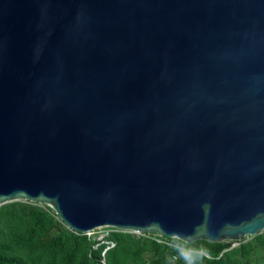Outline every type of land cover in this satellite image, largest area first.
<instances>
[{"label": "water", "instance_id": "95a60500", "mask_svg": "<svg viewBox=\"0 0 264 264\" xmlns=\"http://www.w3.org/2000/svg\"><path fill=\"white\" fill-rule=\"evenodd\" d=\"M182 241L264 231V0H0V205Z\"/></svg>", "mask_w": 264, "mask_h": 264}, {"label": "trees", "instance_id": "16d2710c", "mask_svg": "<svg viewBox=\"0 0 264 264\" xmlns=\"http://www.w3.org/2000/svg\"><path fill=\"white\" fill-rule=\"evenodd\" d=\"M153 233L109 228L95 239L66 226L45 204L26 200L0 205V264H264V231L232 246L230 240L182 241Z\"/></svg>", "mask_w": 264, "mask_h": 264}, {"label": "rangeland", "instance_id": "374dc122", "mask_svg": "<svg viewBox=\"0 0 264 264\" xmlns=\"http://www.w3.org/2000/svg\"><path fill=\"white\" fill-rule=\"evenodd\" d=\"M109 228L112 229L113 227L96 228V229L89 232V236H91L92 238H95V239H101V238L106 236L107 232L109 231ZM155 237L158 238L160 241L162 240L161 237H159V236L157 237V234H155ZM244 238H245V240H247L249 238V236H244L240 239H231L230 241H231L232 246H237L238 243L240 241H242ZM253 256L255 258H260V259L264 260V253H263L262 249H260V248L255 249V251L253 252ZM182 264H191V263H189L188 261H186L184 259Z\"/></svg>", "mask_w": 264, "mask_h": 264}, {"label": "built area", "instance_id": "2783aa9c", "mask_svg": "<svg viewBox=\"0 0 264 264\" xmlns=\"http://www.w3.org/2000/svg\"><path fill=\"white\" fill-rule=\"evenodd\" d=\"M135 233H137V232H135ZM87 234L89 235V232H87Z\"/></svg>", "mask_w": 264, "mask_h": 264}]
</instances>
